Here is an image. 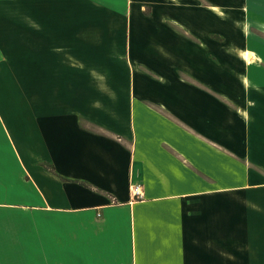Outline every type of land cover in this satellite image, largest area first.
<instances>
[{"label":"crops","instance_id":"0c3cea01","mask_svg":"<svg viewBox=\"0 0 264 264\" xmlns=\"http://www.w3.org/2000/svg\"><path fill=\"white\" fill-rule=\"evenodd\" d=\"M224 1L0 0V264H264V38Z\"/></svg>","mask_w":264,"mask_h":264},{"label":"rangeland","instance_id":"374dc122","mask_svg":"<svg viewBox=\"0 0 264 264\" xmlns=\"http://www.w3.org/2000/svg\"><path fill=\"white\" fill-rule=\"evenodd\" d=\"M224 2L229 4L228 9L231 11L230 17L232 24L246 22V24L250 25L254 30H252V34L257 40H262V37L264 38V36H261L262 33H264L262 31V29H264V0H225ZM246 4H249L250 11L247 10ZM243 11L246 12V14H241ZM217 26H219V24H217ZM217 35H219V33H217ZM232 38L238 40V42H242L243 40L242 36L239 33H234V31ZM231 62L233 65L238 64V66L236 65L238 68H244L241 61L232 59Z\"/></svg>","mask_w":264,"mask_h":264},{"label":"built area","instance_id":"2783aa9c","mask_svg":"<svg viewBox=\"0 0 264 264\" xmlns=\"http://www.w3.org/2000/svg\"><path fill=\"white\" fill-rule=\"evenodd\" d=\"M132 194L134 197H143L142 191L139 189L138 186H133L132 187Z\"/></svg>","mask_w":264,"mask_h":264},{"label":"bare ground","instance_id":"6f19581e","mask_svg":"<svg viewBox=\"0 0 264 264\" xmlns=\"http://www.w3.org/2000/svg\"><path fill=\"white\" fill-rule=\"evenodd\" d=\"M246 55L249 57V56H250V53H249V52H247V53H246Z\"/></svg>","mask_w":264,"mask_h":264}]
</instances>
